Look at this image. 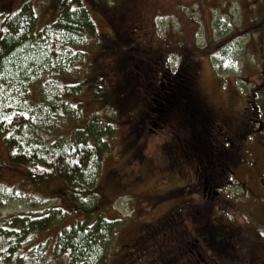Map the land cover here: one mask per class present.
I'll return each instance as SVG.
<instances>
[{
	"label": "trees",
	"instance_id": "trees-1",
	"mask_svg": "<svg viewBox=\"0 0 264 264\" xmlns=\"http://www.w3.org/2000/svg\"><path fill=\"white\" fill-rule=\"evenodd\" d=\"M4 1L0 0V136L7 148L9 161L21 164L25 169L18 173L24 175L26 183L40 182L46 177L61 182L55 187L56 200L67 202L68 209L56 203L41 213L30 210L20 215L16 213L2 217L0 264H104L116 233L115 221L104 215L103 191L96 180L100 157L105 150V142L98 136L112 132L114 125L111 121L115 118L107 116L98 120L96 115L106 113L116 104L122 103L121 98L125 93L149 92L145 98L135 97L133 111L125 113L128 116L122 122L131 128L133 136L127 146L129 165L146 160L141 155L142 147L138 145L140 136H145L147 132L156 134L162 128L166 130L171 114L177 108L184 109L183 120L187 116V121L196 124L188 130L191 139L198 138L202 133L207 137L209 134L206 131L210 130L213 121L208 119L209 111L198 90V69L190 68L194 64H186L181 60L172 70L173 65L169 60L173 55L166 49L168 47L135 24L132 15L126 14L131 9L127 4L113 1L101 6L108 8L109 25L113 29L108 35H102L95 30L88 9L96 6L97 1L57 0L54 22L45 25L36 35L37 11L29 3ZM144 33L148 40L144 38ZM239 34L237 37L241 38ZM142 41L151 49L150 53L144 50ZM89 42L103 46L112 55L106 56L104 61L102 58L88 61L84 69L82 62L88 54L85 47ZM158 49L163 52L159 54ZM73 56L77 58L73 59ZM67 60H77V64L72 65ZM108 62L111 63L110 67L105 66ZM232 65L229 59L223 67L221 62L220 67L226 70ZM50 71L53 74L58 72L54 76L55 81L50 78L57 98L50 100L49 95L42 96L41 100L32 98L28 84L37 79L45 83ZM75 74L81 75L72 77ZM83 90H92L90 95L94 98L93 102L102 109L91 114L85 124L72 127L70 132L74 134L63 143L57 142L51 135L52 129L43 126L54 119L51 112L58 108L69 109L60 117L62 125H66L69 117L81 110V106H76L77 102L73 101ZM61 94L65 98L57 101L62 97ZM193 102L198 103L197 110L188 108ZM63 127L59 126L61 137ZM32 134L33 137H30ZM42 134L49 136L46 138ZM164 144L170 163L180 166L177 172L170 167L164 169L182 179L181 184L170 189L169 196L180 191L191 195L184 197L179 205L174 203L172 207L169 206V210L159 215L153 225L144 227V235H154L152 237L160 239L161 244L149 240L148 248L151 249L140 251L144 241L139 242V229L134 238L123 244L128 257L143 255L136 264H150L151 260H154L153 264H210L206 262L212 254L220 260L214 264H229V253L232 256L234 251L239 252V258L250 253L248 263L264 262V245L257 243L258 232L225 221L214 214L212 207L213 203L220 202L219 189L228 186L229 174L231 176L236 169L235 155L232 158V154H229L232 163L228 162V168L220 167L216 164L219 163V153L210 145L199 153H196L198 148L191 145L192 149L185 154L176 152L173 141L168 137ZM181 157L183 159L180 161ZM179 168L184 171H179ZM222 169L226 172V181ZM194 194H200L202 198L201 202L196 203L201 212L200 220L190 205ZM88 198H95V203L86 202ZM140 199H143L142 203L145 202L143 197ZM68 217L69 223L63 224L56 233L55 242L48 251L46 242L38 240L36 233L53 225H61L62 220ZM198 220L197 228L186 230L183 227L185 223ZM149 227L152 233L148 232ZM245 230H250L252 235L242 236ZM178 237H181L180 244L176 242L179 247L169 245L171 239ZM207 252L210 254L207 255Z\"/></svg>",
	"mask_w": 264,
	"mask_h": 264
},
{
	"label": "rangeland",
	"instance_id": "rangeland-1",
	"mask_svg": "<svg viewBox=\"0 0 264 264\" xmlns=\"http://www.w3.org/2000/svg\"><path fill=\"white\" fill-rule=\"evenodd\" d=\"M14 1L18 4L21 2L29 3L37 11L38 23L34 28L36 35L45 25H50L55 20L53 14L57 0ZM95 1H97V5L90 6L88 9L90 10L91 19L94 20V28L99 34L108 35L113 32L112 25H109L108 8L105 9L101 7L102 5H107L113 1L129 5L131 9L126 14H131L136 25L149 35H153V38L161 41L165 47H168L166 49L172 53L173 56L169 60L173 65L172 70H174L177 63L178 65L181 63V60L186 64L189 62L194 64V67L190 68L195 69L196 67L198 69L196 73L197 86L199 85L198 90L201 91L200 93L205 98L206 104H209L210 107L220 108L225 114H228L232 107L237 110L243 109L244 112L248 109V113H251L253 109H250L248 102L252 100L255 102L259 115L262 116L261 119L264 122V86L259 89L253 88L260 84L264 78L262 75V72H264V0ZM4 2L9 3L8 0ZM238 32H240L241 38L237 37ZM144 38L147 39V34L145 33ZM154 44L156 45L157 43ZM142 47L147 52H151V49H148V45L144 41H142ZM85 49L88 54L83 57L82 64L84 69L88 65V61L95 58H102L104 61L106 56L112 55L111 51L104 49L99 44L97 46L93 42H89ZM227 51L229 52L227 53ZM162 52L163 50L158 49L159 54ZM74 57L77 58V56H73V59ZM56 59L59 60L58 57ZM229 59L233 62L232 68L227 67L226 70L221 68ZM69 62L72 65L77 64V60H70ZM221 62L222 66L220 67ZM78 64L81 63L78 62ZM110 64L108 62L105 66L109 65L110 67ZM220 72L222 74H219ZM48 73L49 71L46 75ZM57 73L53 74L50 71L45 83L42 79L29 83L28 87L31 90V97H37L38 100H41L44 95H49L50 100L57 98L55 96L56 91L53 90L54 86L50 82V78L55 81L54 76H57ZM80 75L75 74L72 77H80ZM254 75L257 78L253 80ZM249 79L253 81L251 80L250 83H247ZM153 82L161 83V81ZM143 89L144 87H142ZM91 91L83 90V93L73 101V103L77 102L76 106H81V110H77L74 115L70 116L69 120L65 122L66 125H62L63 121H61L60 117L64 116L65 111L69 109L58 108L51 112L54 119L51 122L47 121L48 124L43 127L52 129L51 135L57 142L63 143L67 137L74 134V132H70L72 127L85 124L91 114L94 115L101 111L102 108L93 102L94 98L90 95ZM148 93L145 90L143 93H135L134 91L125 93L121 98L122 103L116 104V107L107 110L106 113L103 112L101 115H96L98 120L107 116L111 119L115 118V120L111 121L113 122L112 126H115L112 127V132H104L98 136L103 138L105 150L100 157L99 172L96 180L103 191L104 215L115 221L114 233H116L115 240L108 250V257L104 264H136L143 255L139 254L136 258L128 257L129 254L123 248V244L134 238L138 234L139 229H141L139 242L142 243L144 241L143 246L139 248L140 251L151 249V247L148 248L149 240L161 244L159 242L160 239L156 238V240L152 237L154 235H150V233L146 237L144 235L146 233L144 227L149 224L153 225L159 215L169 210V206L172 207L174 203L179 205L184 197L191 195L189 192L185 194V192L180 191L179 194L175 193L169 196L170 189L182 183L180 176L178 177V175L164 169L170 167L177 172L178 167H180L179 164L178 167L175 163L171 164L166 155L167 147L164 143L167 137L174 144L173 134L170 132V123L167 124L166 130L162 128L156 134L147 132L145 136H140L138 145L142 147L141 155L146 160L140 164L129 165L130 155H128L127 146L133 140V136L131 135V128L122 122L128 116L125 113L133 111L135 97L141 96L145 98ZM61 96L57 101L65 98L64 94H61ZM13 99L15 100L16 98ZM188 108L197 110L198 103L193 102ZM183 111L184 109L181 107L177 108L174 113L171 112V116L177 115L178 119L181 117L183 120ZM235 118L239 119L238 116ZM183 122H185V125L183 124L184 129L180 128L176 131L180 138L184 136L181 133L185 131L187 134L191 126H196L194 122L187 121V116ZM59 126H64L62 128V137L59 136ZM206 127L207 125L204 128ZM42 135L46 136V138L49 136L46 134ZM30 137H33V134ZM186 137L188 136L186 135ZM131 148L134 149L133 146ZM246 152L248 156H244V159L250 160V156L257 151ZM182 159L183 157L179 160L181 161ZM257 159H259L260 164L264 165L263 158L257 156ZM19 170L25 171L21 164L17 165L9 161L7 148L0 136V219L11 214L18 213L20 215L30 210L41 213V211L54 206L56 203H60L68 209L67 202L56 200L55 187L61 185V182L57 181V179H47L46 177L40 182H29L30 185L28 186L29 183H26L22 173H18ZM179 171L182 172L184 169L179 168ZM262 173L261 179L251 178L248 177L249 173L246 168H237L231 176L229 174L228 186L219 189L220 202L213 203L212 207L214 208V214L222 217L225 221H232L243 228L250 227L252 230L257 231L259 235L257 243H263L264 245V171ZM207 177L210 178L209 175ZM190 191H193V189ZM166 195L169 197H166ZM199 195L194 194L192 196L190 205H192V212L200 220V208L196 207L198 202L202 201ZM142 197L145 199L144 203H142L143 199H140ZM94 200L95 198H88L86 202L93 205L95 203ZM69 219L70 217L65 218L62 220L63 223L61 225H53L49 229L36 233L35 236H37L38 240L46 242L48 251L51 250L53 242H55L56 233L59 232L63 224L69 223ZM199 220L188 224L185 223L183 227L186 230L197 228ZM166 228L170 227L166 226ZM149 231L152 233L151 227H149ZM168 234H170L169 231ZM247 234H251L250 230H245L242 236H247ZM181 237L171 239L169 245L175 248L176 246L179 247L180 245L176 244H180ZM208 254L210 253L207 252ZM249 256L250 253L246 257L239 258V252L233 251L232 256L229 253V264H251L248 263L247 257ZM208 260L206 263L210 264L220 261L219 258L212 254L209 255ZM153 261L151 260L150 264H153ZM262 263L264 264V262ZM262 263L260 261L257 262V264Z\"/></svg>",
	"mask_w": 264,
	"mask_h": 264
},
{
	"label": "flooded vegetation",
	"instance_id": "flooded-vegetation-1",
	"mask_svg": "<svg viewBox=\"0 0 264 264\" xmlns=\"http://www.w3.org/2000/svg\"><path fill=\"white\" fill-rule=\"evenodd\" d=\"M262 75L264 76V72H262ZM256 78V75H254L253 80ZM251 80L252 79L247 80V83H250ZM262 86H264V78L260 84L253 88L259 89ZM202 98L205 100L203 96ZM248 104L250 105V109H253L251 113H248V109L244 112L243 109L237 110L232 107L228 114H225L223 110L218 107H209V104H205L206 109L209 111L207 112L208 119L213 121L210 130L206 131L209 134L207 137L202 133L198 138L191 139V134L188 133V131L186 134L184 131V136L180 138L176 131L180 128L184 129L183 124L185 125V122H183L181 118L178 119L177 115L171 116L168 123L171 124V134H173V139L176 136L173 144L174 149L176 152L188 154V151L192 149L190 148L192 145L198 148L196 153H199L200 151L207 149V146L210 145L211 148L216 149L217 153H219V163H216L217 166L228 168V162H231L229 154H232V158H234L235 155L236 169L240 167L241 169L246 168L249 173L248 177L261 179L264 165L260 164L257 156L263 158L264 161V122L263 119H261L262 116L259 115L255 102L250 100ZM236 116H238L239 119L235 118ZM191 128H193V126H191ZM186 135L188 137H186ZM176 143L178 146H176ZM253 150L257 152H254L253 155L250 156V160L244 159V156H248L246 151ZM222 175L225 180L227 176L223 169Z\"/></svg>",
	"mask_w": 264,
	"mask_h": 264
}]
</instances>
